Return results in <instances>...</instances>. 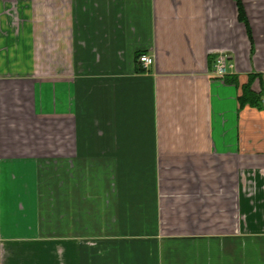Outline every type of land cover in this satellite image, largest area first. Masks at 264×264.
I'll list each match as a JSON object with an SVG mask.
<instances>
[{"label": "crops", "instance_id": "crops-1", "mask_svg": "<svg viewBox=\"0 0 264 264\" xmlns=\"http://www.w3.org/2000/svg\"><path fill=\"white\" fill-rule=\"evenodd\" d=\"M240 1L0 0V264H264V0Z\"/></svg>", "mask_w": 264, "mask_h": 264}, {"label": "built area", "instance_id": "built-area-1", "mask_svg": "<svg viewBox=\"0 0 264 264\" xmlns=\"http://www.w3.org/2000/svg\"><path fill=\"white\" fill-rule=\"evenodd\" d=\"M139 60L146 67L154 63V57L148 54L141 55ZM233 66L234 65L229 61L228 54L219 53L215 58L213 68H212V73L216 77L224 78L230 73Z\"/></svg>", "mask_w": 264, "mask_h": 264}, {"label": "trees", "instance_id": "trees-1", "mask_svg": "<svg viewBox=\"0 0 264 264\" xmlns=\"http://www.w3.org/2000/svg\"><path fill=\"white\" fill-rule=\"evenodd\" d=\"M238 1H239V7H240V18L245 20L246 16L244 13L243 5L240 0ZM240 103L242 106L245 105L246 103H250L253 105L259 104V97L251 90L250 85H246L243 88V93L240 96Z\"/></svg>", "mask_w": 264, "mask_h": 264}]
</instances>
